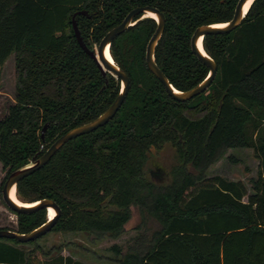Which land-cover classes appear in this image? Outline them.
Masks as SVG:
<instances>
[{
	"label": "trees",
	"instance_id": "16d2710c",
	"mask_svg": "<svg viewBox=\"0 0 264 264\" xmlns=\"http://www.w3.org/2000/svg\"><path fill=\"white\" fill-rule=\"evenodd\" d=\"M237 1L0 0V67L14 55L13 101L0 116L6 171L0 187L12 170L102 113L119 93V79L102 73L77 42L73 20L93 50L132 8L156 7L165 25L155 62L184 91L209 71L191 50V34L199 25L230 20ZM155 28L154 18L137 17L111 41V57L130 80L120 108L21 178L16 196L54 200L60 215L50 231L86 232L92 239L118 237L137 209V234L111 246L118 264H264V0H254L230 32L203 36L217 72L204 92L186 101L173 99L146 65ZM165 144L177 164L171 181L158 185L146 163ZM225 148L253 149L252 193L240 181L202 175ZM14 213L16 224L0 228L26 233L47 220L44 208ZM39 238H0V264H83L61 254L35 260L24 246Z\"/></svg>",
	"mask_w": 264,
	"mask_h": 264
},
{
	"label": "water",
	"instance_id": "95a60500",
	"mask_svg": "<svg viewBox=\"0 0 264 264\" xmlns=\"http://www.w3.org/2000/svg\"><path fill=\"white\" fill-rule=\"evenodd\" d=\"M247 2H249V0L237 1L233 16L230 20L221 23L202 24L195 28L190 37V47L195 56L209 68V71L206 77L203 78L199 83H197L192 88L184 91L174 88L155 62L154 50L163 33L165 25V17L163 13L160 12L156 7L144 5L132 8L118 25L112 27L104 34V36L99 40L93 50H90L82 41L76 22L73 20L72 24L77 42L85 52H87L96 60L102 73L108 72L119 79V93L114 101L102 113L86 123L67 130L58 138H56L40 156L30 159L28 162L15 168L7 175L1 188V197L4 204L11 211L18 213H31L35 210L43 208L47 210L50 207L53 209L54 215L51 218L47 217V220L45 222L26 233H19L10 229L0 228V238H12L19 242L35 240L49 232L56 222L57 218L59 217L60 208L52 199L41 198L31 202L32 204H30L29 206H23L13 200L10 193L12 190H14V195L17 198L16 183L21 178L43 167L67 141L105 125L111 118H113L117 110L120 108L130 87V80L127 73L114 62L109 52L110 43L117 35L122 33L129 25H132L137 17H144L146 13H152L154 15V17L152 18H154L156 21V28L146 45V65L151 73L154 74L155 77L163 84L165 91L173 99L178 101H186L204 92L211 84L217 72L216 62L205 52L202 46L203 36L208 33H227L239 26L250 6L249 4L248 7L245 8ZM199 41L201 47H199L198 45ZM106 51L110 55V58L106 56ZM46 128L47 124L42 127L41 135H43Z\"/></svg>",
	"mask_w": 264,
	"mask_h": 264
},
{
	"label": "rangeland",
	"instance_id": "374dc122",
	"mask_svg": "<svg viewBox=\"0 0 264 264\" xmlns=\"http://www.w3.org/2000/svg\"><path fill=\"white\" fill-rule=\"evenodd\" d=\"M14 55H10L0 67V116L5 112L6 103L13 101ZM177 164L174 148L165 144L152 153L146 163L149 179L158 185H166L172 179V169ZM191 173L197 171L188 165ZM258 159L252 148H225L210 165L203 170V176L219 175L228 180L240 181L246 188V195L252 193L251 178H256ZM0 163V184L5 175ZM2 185L0 187V190ZM244 200L247 196L243 197ZM141 221L138 210L133 212L127 224V231L116 238L103 236L92 239L86 232L49 231L31 245H25L35 260L45 261L56 255L70 256L83 264H118V258L111 249L113 244L124 246L137 234L135 226ZM16 224V214L3 202L0 192V227Z\"/></svg>",
	"mask_w": 264,
	"mask_h": 264
},
{
	"label": "bare ground",
	"instance_id": "6f19581e",
	"mask_svg": "<svg viewBox=\"0 0 264 264\" xmlns=\"http://www.w3.org/2000/svg\"><path fill=\"white\" fill-rule=\"evenodd\" d=\"M248 5H249V2L246 3L245 8H247ZM144 17H154V15L152 13H146L144 15ZM219 25H222V24H219ZM198 45H199V47H201L200 41H199ZM105 54L108 58H110V55L108 54L107 51L105 52ZM10 195H11V198H13V200H15L17 203H19L23 206H29L30 204H32L31 202H23L21 200L19 201L14 195V190L11 191ZM53 215H54V211L52 208L49 207L47 209V217L51 218Z\"/></svg>",
	"mask_w": 264,
	"mask_h": 264
},
{
	"label": "snow or ice",
	"instance_id": "6c2138e0",
	"mask_svg": "<svg viewBox=\"0 0 264 264\" xmlns=\"http://www.w3.org/2000/svg\"><path fill=\"white\" fill-rule=\"evenodd\" d=\"M253 2V0H249V4H251Z\"/></svg>",
	"mask_w": 264,
	"mask_h": 264
}]
</instances>
